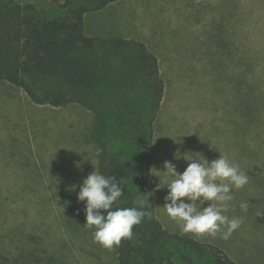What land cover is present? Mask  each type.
Masks as SVG:
<instances>
[{"label": "rangeland", "instance_id": "374dc122", "mask_svg": "<svg viewBox=\"0 0 264 264\" xmlns=\"http://www.w3.org/2000/svg\"><path fill=\"white\" fill-rule=\"evenodd\" d=\"M17 1L58 16L64 13L66 0ZM194 3L198 14H203L204 26L199 29L205 37V42L194 41L195 50L203 49L214 80H220L231 128L237 133L251 129L254 167L263 172L264 0H182L181 6L190 14L188 6ZM151 11L145 5L126 16L133 20L145 15L147 19ZM152 23L158 37L166 32L163 23ZM252 86H256L254 97ZM216 88L214 84V96ZM212 105L218 106L216 99ZM71 106L66 110L68 105L36 104L23 89L0 82V264H118L117 248L101 247L94 242V229L84 226L80 185H69L73 181L62 178L71 152H78L79 162L81 158L87 162L81 154L87 146L81 143L78 129L85 121L82 110L89 111L78 104ZM88 114V120L92 119L93 114ZM144 151L146 161L148 140ZM253 197L249 212L257 222L254 227L263 230L264 188ZM263 244L264 234L253 236L239 251L240 264H264ZM171 248L173 264H188L183 254L192 258L191 264H212L210 253L200 255L183 243L173 242Z\"/></svg>", "mask_w": 264, "mask_h": 264}, {"label": "trees", "instance_id": "16d2710c", "mask_svg": "<svg viewBox=\"0 0 264 264\" xmlns=\"http://www.w3.org/2000/svg\"><path fill=\"white\" fill-rule=\"evenodd\" d=\"M115 1L66 0L62 15L48 16L32 4L0 0V82L23 89L36 104L77 103L95 113L98 170L123 181L124 195L114 208L133 207L138 195L152 193L153 218L117 247L118 264H173V242L210 253L212 264H237L212 244L169 232L156 216L150 160L143 155L165 86L158 58L142 41L85 32V15Z\"/></svg>", "mask_w": 264, "mask_h": 264}, {"label": "crops", "instance_id": "0c3cea01", "mask_svg": "<svg viewBox=\"0 0 264 264\" xmlns=\"http://www.w3.org/2000/svg\"><path fill=\"white\" fill-rule=\"evenodd\" d=\"M144 1L118 0L101 10L87 13L85 32L90 36H118L142 41L158 58L159 70L165 86L161 106L153 121L152 136L148 141L147 156L150 160V170L155 167L158 171H164V162L171 161L176 165L177 171L183 173L189 162L183 158L179 160L174 158V154L180 151L182 155L188 153L190 156L204 157L209 162L219 158L222 153L238 164L241 170L248 173L249 183L235 192L231 202L232 209L227 213L230 217H244V223L227 241L219 237L182 235L179 225L167 216L162 207L168 194L167 188L155 190L159 178L152 175L151 171L149 177L155 198V213L166 230L212 244L240 264L239 251L246 248V243L253 241V236L264 234V229L254 227L257 222L252 218L251 212H243L239 207L242 202H250V210L253 196L264 188V171L260 172L256 169L257 165L252 159L254 149L251 139L252 131L249 129L247 132L238 131L237 133L231 128L226 112V94L223 100L220 80H214L210 60L208 61L205 57L203 49L195 50L194 41L205 42L203 30L199 29L201 24L204 26L202 11L199 15L198 7L194 3L188 6L192 8L191 13L188 14L190 11H185L181 6L182 0H147L146 4ZM145 5L152 10L147 19L145 15L133 20L126 16L127 12ZM153 21L164 24L163 29L166 32L162 36L158 37L159 35L153 32L151 28ZM193 31H200L201 34H195ZM214 84L217 86L216 97ZM212 99L217 100V107H213ZM73 104L77 103L67 104L66 110L72 109ZM86 110L89 112L82 110L86 122L81 121L82 124L78 129L82 135L81 143L84 141L87 146L82 153L86 156L88 154V158L92 160L99 172L100 147L94 134L96 117L93 111L87 108ZM88 113L93 114L90 120H88L90 116ZM237 135H239L238 139ZM256 149L260 150L259 147ZM91 160L83 163L81 158V168H77L76 162L80 159L76 152H71L68 162H65L69 168L66 172H62V178L72 180L73 182L69 185L81 186L83 180L95 170ZM158 174L164 175L163 172ZM258 177L261 180H258Z\"/></svg>", "mask_w": 264, "mask_h": 264}, {"label": "clouds", "instance_id": "9594fccd", "mask_svg": "<svg viewBox=\"0 0 264 264\" xmlns=\"http://www.w3.org/2000/svg\"><path fill=\"white\" fill-rule=\"evenodd\" d=\"M87 156L84 160H91ZM174 158L189 162L183 173L178 172L171 161L164 162V171H158L155 167L150 170L152 175L159 178L155 190H168L162 206L167 216L179 225L182 235L229 240L244 223V217H230L227 213L232 209L235 192L249 183L248 173L222 153L211 162L188 153L182 155L180 151L174 154ZM91 163L94 165L92 160ZM81 164L76 162V167L81 168ZM94 167L95 170L79 186L78 200L85 203L84 226L94 229V242L112 251L122 241L132 240L134 227L145 218H153L150 210L152 193L138 195L132 201L133 207L114 208L124 195L123 181L113 175H103ZM160 172L164 175L158 174ZM239 207L247 212L250 202H242Z\"/></svg>", "mask_w": 264, "mask_h": 264}]
</instances>
